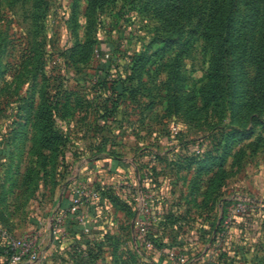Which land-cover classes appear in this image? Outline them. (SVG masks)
<instances>
[{
  "label": "rangeland",
  "instance_id": "1",
  "mask_svg": "<svg viewBox=\"0 0 264 264\" xmlns=\"http://www.w3.org/2000/svg\"><path fill=\"white\" fill-rule=\"evenodd\" d=\"M202 7L0 0V232L34 235L44 264H156L133 225L141 183L163 200L160 243L201 264H264V113L245 98L255 67L233 53L234 95L208 97L212 53L194 31ZM44 112L53 148L40 141ZM94 176L107 195L94 199L101 216L91 233L77 244L49 230L58 200ZM242 197L252 201L238 215L251 225V252L223 262L217 224ZM88 249L90 262L80 254Z\"/></svg>",
  "mask_w": 264,
  "mask_h": 264
},
{
  "label": "trees",
  "instance_id": "2",
  "mask_svg": "<svg viewBox=\"0 0 264 264\" xmlns=\"http://www.w3.org/2000/svg\"><path fill=\"white\" fill-rule=\"evenodd\" d=\"M94 1L104 2L106 0ZM112 1L118 2L119 0ZM192 9H194V7L191 8V10ZM202 9L200 22L194 27V31L201 32L202 36L208 43L207 47H209L212 53L211 66L205 88L208 97L211 99H216L220 96L231 98L234 95L237 82L233 77H230L233 61L235 60L231 57L233 53H238V58H236L238 61L241 59L244 60L248 57L250 63L255 67V76L252 79L248 90L245 92V98L247 101L249 100L250 109L259 114L264 113V0H203ZM197 14V12H190V16L194 19L197 18ZM254 35L256 37H254ZM245 41L246 44L243 43ZM102 54L103 56L105 55L104 52ZM46 119L47 115L44 112L41 120V123L43 124L40 128V141H43L44 145L47 147L53 148L55 144L50 140V137L53 138V129L45 124ZM262 124H264V120H262ZM92 160H94V158H92ZM95 190L99 195H107V192H103V190L99 188L95 187ZM72 203L73 200L69 209L71 208ZM95 203L97 208L101 210L99 202L97 203L95 201ZM61 208L62 202H59L58 200L52 211L55 216L56 214L63 212L68 214L64 230L63 232H60V235L66 233L68 239L72 238L77 244L79 242L82 243L84 236L91 233L96 219L91 220L88 223L90 232L85 233L83 225L79 220V217L82 215L81 209L76 213H70L69 209L61 211ZM164 214V209H162L160 220L151 228L150 232L145 237V240L151 241L156 249L173 250L176 249L174 243H160L157 239L156 229H158ZM238 217L243 220L239 222ZM226 218L227 214L225 209L217 224L216 238L214 240V244L216 245H214L213 248L217 246V249H219L221 246V254L218 257L220 261L223 260L224 262L225 259H232L234 262H242L247 258L248 253L251 252L250 246L246 240V230L251 225L246 222L244 217L236 215L231 219L230 224L225 226L224 222ZM233 225H235L234 228L238 227L237 232L234 231ZM230 237H232L235 242H232L231 249L227 250V247L225 248V242H227ZM145 240L138 239L139 242H142L140 245L143 247L144 254H146L143 244ZM6 249L7 248L1 243L0 257H2L4 262L7 261L8 257ZM209 250H213L212 247H210ZM82 251L83 252H80V254L86 258L83 259L86 262H90L97 257V255H92L89 249ZM231 252H234V254L231 255ZM178 253L183 256L188 255L183 250L178 251ZM166 257L169 258L168 254L163 253L159 258V262H161H156V264H162ZM200 261L201 258L196 262H193L191 258H187L189 264H201Z\"/></svg>",
  "mask_w": 264,
  "mask_h": 264
},
{
  "label": "built area",
  "instance_id": "3",
  "mask_svg": "<svg viewBox=\"0 0 264 264\" xmlns=\"http://www.w3.org/2000/svg\"><path fill=\"white\" fill-rule=\"evenodd\" d=\"M174 130H177L174 127ZM145 183V180H144ZM145 184L139 185L140 193L136 196L137 209L134 216V228L137 239H144L150 232L151 228L160 220L162 213V202L159 191L155 189H148L146 192H142V187ZM98 192L94 190H89L86 186H78L74 189L73 203L69 209L70 213H76L82 208L88 200H94L97 198ZM251 200L247 197H242L238 199L229 208L227 218L224 222L225 226H228L231 219L236 215L246 216L251 210ZM68 214L66 212L54 214L52 218V232L55 234H60L63 232L65 221ZM81 224L83 225V230L85 233L90 232V227L88 223L91 218L86 214L79 217ZM54 222V224H53ZM2 244L7 248L6 253L7 261H3L0 264H44L45 256L38 246L37 239L32 234H27L21 237H15L7 234L5 231H1ZM144 248L147 251H152L157 256H161L163 253H167L169 258L178 260L181 264H189L187 258L183 255H179L178 251L173 250H159L156 249L153 243L149 240L144 241Z\"/></svg>",
  "mask_w": 264,
  "mask_h": 264
},
{
  "label": "crops",
  "instance_id": "4",
  "mask_svg": "<svg viewBox=\"0 0 264 264\" xmlns=\"http://www.w3.org/2000/svg\"><path fill=\"white\" fill-rule=\"evenodd\" d=\"M91 182L88 183V185H86V187L89 189V190H94L95 189V184H97V182H99V180L94 176V177H91L89 178ZM73 200V195L72 197H70L68 194H66V196H64L62 199H61V202H62V208H61V211H66L69 209V206L71 204ZM81 212L83 214H86L87 216H89L91 218V220H95L97 219V215L98 217L101 216L100 215V210L97 208L96 206V203L94 200H88L85 202V204L82 206L81 208ZM49 230H52V223L51 221L49 222V226H48ZM53 240L52 238V233L50 232L49 234V241ZM2 243V237L0 238V244ZM41 248V247H40ZM43 249V248H41ZM42 252L44 250H41ZM3 259L2 257H0V263H2Z\"/></svg>",
  "mask_w": 264,
  "mask_h": 264
},
{
  "label": "water",
  "instance_id": "5",
  "mask_svg": "<svg viewBox=\"0 0 264 264\" xmlns=\"http://www.w3.org/2000/svg\"><path fill=\"white\" fill-rule=\"evenodd\" d=\"M53 216H54V214H52V216H51V217L53 218Z\"/></svg>",
  "mask_w": 264,
  "mask_h": 264
}]
</instances>
